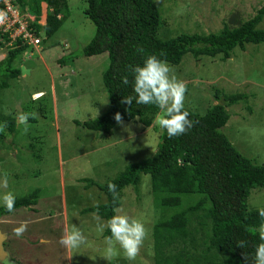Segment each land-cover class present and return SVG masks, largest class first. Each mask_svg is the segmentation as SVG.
Returning a JSON list of instances; mask_svg holds the SVG:
<instances>
[{"label": "rangeland", "instance_id": "obj_1", "mask_svg": "<svg viewBox=\"0 0 264 264\" xmlns=\"http://www.w3.org/2000/svg\"><path fill=\"white\" fill-rule=\"evenodd\" d=\"M67 1L70 14L61 29L46 38L40 53L31 55L27 51L14 62L15 68H33V71L29 74L21 72L11 80L9 88L0 92L2 113L15 115L18 124V134L7 135L3 143L0 142V179H7V187L0 188V196L11 191L18 197L40 189V204L34 208L41 215H50L38 224H27L21 237L11 236L17 250L21 248L24 253L18 254L17 259L23 261L24 255L31 251L24 264H51L49 260L61 264L58 259L66 250L60 243L64 230L62 220L66 221L65 213L61 214L62 195L69 206V224L79 223L87 233L90 245V235L98 237L101 231L89 213L81 214L80 211L83 207L106 201L107 197L96 186L85 191L84 180L91 179L99 184L109 182L129 164L152 157L162 136V129L154 123L144 128L140 122L122 121L110 133H104L89 130L76 122L95 119L108 109L110 99L103 74L110 59L108 53L91 57L82 54L84 46L95 36L96 27L85 14L86 0ZM156 3L165 21L160 35L174 37L181 33L219 32L225 23L238 25L253 17L264 0H156ZM258 28L264 29V18ZM5 54V50L0 52V59ZM63 57L64 60L74 57V60L58 63ZM167 64L171 74L185 85L184 107L197 114L204 115L210 107L222 102L215 98L216 89L225 94H248V101L241 100L227 107L230 118L222 132L240 153L263 164L264 43L248 44L243 51L236 47L228 59L222 55L195 58L189 52L180 64ZM52 88H56L57 102L53 104L57 103V108L41 117L36 109L39 102L32 101V93L44 89L50 94ZM61 88H65L64 95ZM29 116L37 117V121L28 120ZM14 145V150H8ZM66 159L64 181L58 170L62 160ZM74 180L80 183L76 184ZM133 188L124 189L119 207L145 223L147 236L136 258L128 260L118 245L113 254L108 255L105 236L102 240L96 238L86 253H81L82 248L81 251L70 248L66 264H157L154 258L155 224L170 219L203 197L200 193H184L179 205L164 206L160 202L162 194L151 190L149 175L143 176L138 192ZM248 202L251 208L264 207V187L253 188ZM32 213L21 208L13 212L12 218L15 221L22 217L29 219L27 217ZM83 223L91 224L84 226ZM18 225L0 226L14 229ZM52 233L56 237L53 240L48 238ZM48 239L50 243H42Z\"/></svg>", "mask_w": 264, "mask_h": 264}, {"label": "trees", "instance_id": "obj_2", "mask_svg": "<svg viewBox=\"0 0 264 264\" xmlns=\"http://www.w3.org/2000/svg\"><path fill=\"white\" fill-rule=\"evenodd\" d=\"M43 1L47 2L49 10L47 23L41 27L37 20ZM14 3L23 13L34 15L36 29L43 28L48 37L61 29L70 14L67 0H15ZM86 3L85 14L95 24L96 33L84 46L82 54L91 57L108 53L110 59L103 74L110 99L108 109L95 119L76 121L93 131L110 133L118 124L114 119L116 112L121 114L122 121L140 122L144 128L153 125L154 117L160 112L158 108L137 105L135 100L132 104L122 103L124 96L134 95L130 66L142 64L148 55L177 65L189 52L195 58L222 55L228 59L236 47L243 51L248 44L264 43V29L258 28L264 18V4L250 19L238 25L225 23L219 32L162 37L160 32L165 21L156 0H86ZM7 36L0 32V49L8 42ZM26 48H10L0 61V92L20 76L21 70L13 65ZM64 58L61 63L74 60V57ZM125 75L128 85L121 82ZM50 98L43 96L38 100L36 109L41 117L53 110L48 102ZM215 98L222 102L210 107L204 115L184 107L191 126L186 127L183 134L171 138L162 129L159 148L152 157L129 164L105 184L85 179L87 190L96 186L107 198L98 205L83 207L81 214L97 212L106 221L113 215V209L120 206L124 189L131 186L138 192L143 176L149 175L151 190L162 194L160 202L164 206L179 205L184 193L203 195L170 219L155 224L157 264H254L255 247L262 243L256 231L261 223L258 209L264 207L251 208L248 199L253 188L264 187V163H255L244 156L222 132L230 118L227 107L241 100L248 101L249 96L246 93L225 94L216 89ZM36 118L27 117L33 122ZM17 127L16 116L2 113L0 109V142L3 143L7 135L18 134ZM15 146L8 150H14ZM109 184L115 185V195L109 191ZM39 195L40 189H34L16 197L14 211L21 208L34 211ZM65 202L67 204V200ZM68 208L67 205V211ZM13 212L8 213L0 206V218L10 217ZM104 235L110 233L105 229ZM238 241H245V246H238ZM4 246L9 252L17 247L10 238ZM11 260L14 262L13 257Z\"/></svg>", "mask_w": 264, "mask_h": 264}, {"label": "clouds", "instance_id": "obj_3", "mask_svg": "<svg viewBox=\"0 0 264 264\" xmlns=\"http://www.w3.org/2000/svg\"><path fill=\"white\" fill-rule=\"evenodd\" d=\"M48 10L47 2L43 1L41 3V16L37 20L38 25L41 27H44L47 23ZM2 19L3 16L0 15V20ZM35 31L41 38V43L37 49L29 44H23L21 40H17L10 45V40H8L6 45L0 49V52L4 53V50L6 51V54L4 57H1L0 61L7 56L10 48L27 46L23 54L27 51L31 55L33 53H40L43 42L46 38L48 39L50 37L45 34L43 28L36 29ZM58 63H60V60H58ZM130 71L133 78L132 92L134 95L124 96L122 103L132 104L133 100H135L137 105L155 106L160 110V113L154 117L153 123L158 128L166 130L169 138L183 134L186 131V127L191 126V121L188 119L189 113L184 110L183 104L185 85L171 74V69L167 62L159 59L156 55H148L142 64L130 66ZM121 82L124 85H128V76H123ZM44 95L45 93H34L32 94V101L37 102ZM114 119L118 124L121 123V114L116 112ZM6 187L7 179H0V188ZM108 188L115 195V185L109 184ZM15 199L16 197L13 192H5L0 196V206L8 213H12L14 211ZM90 216L92 221L96 222L99 231L103 232L106 229L110 233L109 236L104 238L105 251L108 255L113 254L115 246L118 245L128 260L131 261L136 258L147 236L145 223L141 219L130 216L119 206L113 209V215L106 221L102 220L97 212L90 213ZM258 216L261 219V223L256 231L262 243H259L255 247L253 261L254 264H264V208L258 209ZM27 227L26 222H21L13 229V232L17 237H21L26 232ZM60 243L77 251L89 246L87 233L77 224H73L61 236ZM237 245L244 247L245 241H238ZM0 264H6V262H0Z\"/></svg>", "mask_w": 264, "mask_h": 264}, {"label": "crops", "instance_id": "obj_4", "mask_svg": "<svg viewBox=\"0 0 264 264\" xmlns=\"http://www.w3.org/2000/svg\"><path fill=\"white\" fill-rule=\"evenodd\" d=\"M45 65H46V62L44 63ZM47 66V65H46ZM47 68L49 69V67L47 66ZM29 70H30V73L33 71V68H28ZM50 70V69H49ZM64 91H65V88H61V92H62V94L64 95ZM36 94V93H41V94H43V93H45V95L44 96H51V106L53 107V109L54 108H57V103H54L53 104V102H57V95H56V88H52V92L50 93V94H48L47 93V91L46 90H44V89H38V90H36V91H34L32 94ZM59 118L57 117V120H58ZM84 121H86V120H84ZM64 162H68V159H66V160H62V163H61V166H60V168H59V173H60V175H61V173H62V176H61V179L62 180H64L65 181V179H64V173H65V171H64ZM74 182L76 183V184H79V183H77L76 182V180H74ZM84 186V185H83ZM84 190L85 191H89V190H87L85 187H84ZM60 200H61V210H62V212H61V214H64L65 215V217H66V221H63L62 220V227L64 228V230H63V234L64 233H66L69 229H70V227H71V225L69 224V221H68V211H67V204H65L66 202H65V199L63 198V195L60 197ZM38 202V204L35 206V207H37V206H39V204H40V202H39V200L37 201ZM100 203H102V202H100ZM91 206V205H90ZM23 209H26V210H29V211H33L32 209H28V208H23ZM27 212V211H26ZM39 210L38 209H36L35 208V210L33 211V213L32 214H30V216H28L27 218H29V219H26L25 217H22V218H18L19 220H17V221H15L12 217H14L15 215L14 214H12L10 217H3V218H1L0 219V224L2 223V224H6V225H13L14 223H18V224H20L21 222H26L27 224H29V223H32V225H35V224H38V223H40V222H42L43 220H45L46 218H48V216H50V215H41V214H39ZM81 212V211H80ZM90 213H92V212H90ZM89 213V214H90ZM32 215V216H31ZM4 218H6V219H4ZM4 220H6V221H4ZM77 225H79V223H76ZM91 223H89V224H86V223H83V225L84 226H86V225H90ZM80 226V225H79ZM1 228V227H0ZM2 231L3 232H5L7 235H8V237H7V240L9 239V238H11V240H12V242H14L13 240H14V237L12 238L11 236H14L15 234H14V232H13V229L12 228H7L6 229V231H4L3 229H2ZM88 236V235H87ZM90 237H91V240H90V245L91 244H94L95 242H96V238L98 239V240H102L103 239V237H105V235H104V232H103V234H102V232L100 233V235L97 237V236H94L93 234H91L90 235ZM48 238H50V239H55L56 237H55V235H54V233H52V234H50L49 236H48ZM6 240V241H7ZM5 241V242H6ZM5 242H4V245H5ZM100 242V241H99ZM42 243H50V240L48 239V240H43L42 241ZM88 245H89V242H88ZM89 245V246H90ZM91 247V246H90ZM65 249L66 250H63L62 251V253H61V255H60V257H59V259H58V261H60V263L61 264H66L65 263V259H66V256L68 257V255L70 256V254H71V251H69V249L70 248H66L65 247ZM86 249H87V247L86 248H82V250L83 251H81V249H80V251H81V253H86ZM21 250V248H19L18 250H17V247L16 248H14V249H12V251H8V253H9V256H10V261L8 262V263H10L11 264V257H13L14 258V261L15 260H18L19 261V263H14L13 261V263L14 264H24L25 263V257H26V255H31V251L28 253V254H26V255H24V259H23V261H20L19 259H17V256H18V254H24L23 253V251H20ZM35 251V250H34ZM91 252H92V248H91ZM46 254H49V253H46ZM44 258H46V257H44ZM46 261H48V260H46ZM57 261V262H58ZM45 262V261H44ZM49 262L51 263V264H55L56 262L55 261H52V260H49ZM12 263V264H13ZM33 264V263H32ZM39 264H41V263H39ZM43 264H45V263H43Z\"/></svg>", "mask_w": 264, "mask_h": 264}, {"label": "built area", "instance_id": "obj_5", "mask_svg": "<svg viewBox=\"0 0 264 264\" xmlns=\"http://www.w3.org/2000/svg\"><path fill=\"white\" fill-rule=\"evenodd\" d=\"M15 0H0V32L7 34L9 44L21 40L23 44H29L38 48L41 38L36 34L34 25L35 17L29 13H23Z\"/></svg>", "mask_w": 264, "mask_h": 264}, {"label": "water", "instance_id": "obj_6", "mask_svg": "<svg viewBox=\"0 0 264 264\" xmlns=\"http://www.w3.org/2000/svg\"><path fill=\"white\" fill-rule=\"evenodd\" d=\"M21 72L22 74L30 73L29 69H26L25 67L21 68ZM7 237L8 235L0 229V262L10 261L9 253L4 246V242L7 240Z\"/></svg>", "mask_w": 264, "mask_h": 264}]
</instances>
